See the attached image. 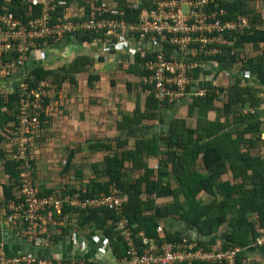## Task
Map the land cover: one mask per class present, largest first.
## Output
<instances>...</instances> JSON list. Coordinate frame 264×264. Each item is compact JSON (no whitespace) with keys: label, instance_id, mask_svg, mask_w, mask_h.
<instances>
[{"label":"trees","instance_id":"trees-1","mask_svg":"<svg viewBox=\"0 0 264 264\" xmlns=\"http://www.w3.org/2000/svg\"><path fill=\"white\" fill-rule=\"evenodd\" d=\"M58 1L60 3L55 19L64 12H71L69 6L76 3L81 16L79 20H87L93 15L97 16L103 0ZM213 1L225 10V14L219 17L221 20L246 17L251 24L249 30L236 33L235 55L220 56L219 64L224 66H219L232 68L237 60L241 61L239 71H249L257 84L231 87L223 85L207 92L204 97H194L185 105L184 113L179 112L171 120L168 134L162 137L140 136L139 131L150 127L148 122L162 120V107L153 96L137 90L139 78L144 72L140 66L129 64L125 58V73L130 79L135 77L136 80L130 82L127 79L126 89L137 96L145 95L144 108L140 110L137 107L132 114H121L115 128L127 137L119 140L114 147L100 139L88 142L90 149L104 152L102 161L95 162L90 167L95 177L102 176L104 179L99 182L90 179L89 186L84 184L81 187L84 196L106 192L111 184L118 188L124 197V215L134 225L135 234L142 232L145 237L158 238L155 231L158 224L179 220L197 231L200 237L194 239L201 246L215 243V235L224 227L222 247L228 248L246 245L254 235L253 224L249 220L252 213H257L261 224H264V121L260 119L264 115L260 108L264 102V96L260 95L264 88V30L256 28L258 21L264 23L260 5L264 6V0ZM117 2L119 7L124 4L122 10L126 15L136 14L128 0ZM148 4L149 1L143 2L144 6ZM259 5L261 8H258ZM4 8L23 22L40 13L35 9L30 14L21 0L4 2ZM67 8L69 9L66 10ZM106 16L109 17L108 14H103V17ZM87 35L90 34L77 36H83L87 40L93 38L92 35ZM248 46L257 49L255 55L248 53ZM90 65L92 61L89 58L79 57L70 68L64 67L59 72L36 69L33 71L34 80L28 79L27 82L32 86L38 79H49L57 85L64 77L77 85L75 74L79 73L87 85L93 86L98 79L88 74ZM197 72L195 70L194 74ZM111 85L113 86L112 80ZM17 93L18 91L11 98L1 94L0 102L4 101V97H9L7 101L15 105ZM222 94L224 98L221 100ZM246 106L253 109V112L244 113ZM210 112L214 113V119L209 118ZM9 118L11 117L4 111H0L2 132L5 131ZM1 139L3 138L0 136ZM0 159L15 186L18 181V163L5 160L2 151ZM153 160L157 161L156 167L150 164ZM73 173L75 176H82L79 170H74ZM225 174L231 177L234 184H230L228 179L223 182L222 176ZM12 189H6V198L11 196ZM218 193L221 199H218ZM202 194L212 196V199L203 202ZM78 215L80 225L92 224V230L99 231L109 241L113 253L120 251L124 256V244L114 229L116 215L112 210L92 209L80 211ZM165 236L172 240L183 237L166 231ZM244 260L245 257L240 254L236 264H244Z\"/></svg>","mask_w":264,"mask_h":264},{"label":"built area","instance_id":"built-area-1","mask_svg":"<svg viewBox=\"0 0 264 264\" xmlns=\"http://www.w3.org/2000/svg\"><path fill=\"white\" fill-rule=\"evenodd\" d=\"M9 1L0 0V76H12L28 59L65 35L94 34L108 41L116 39L127 43V62L140 66L144 72L137 90L153 96L160 107L204 97L207 90L197 84L194 71L220 65V56L235 55L234 36L251 28L246 17L221 20L219 17L225 10L213 0H144L149 1L148 6L140 0L134 4L136 14L130 16L115 0L102 1L97 16L87 20H79L78 11L64 12L55 19L58 0H21L30 14L35 9L40 12L26 22L7 12L4 2ZM167 47L178 55L169 54ZM55 89L56 84L49 79L37 80L32 86L24 80L17 86V141L12 158L21 163L22 171L11 197L3 206V218L24 242L31 247L49 248L69 223L68 212L78 214L106 208L116 215L114 229L124 244L125 252L119 264H236L244 249L239 245L228 248L215 244L201 246L186 236L167 239L162 223L155 228L158 238L145 237L142 232L135 234L134 225L124 215V197L113 184L106 192L92 196H84L80 188L64 186L40 195L32 182L33 166L28 148L33 133L40 127L46 102ZM249 111L252 113L253 109ZM253 231L248 246H264V224L257 216L253 218ZM101 244L105 248L109 241L103 238ZM0 264L55 262L49 257H37L32 250L7 257L0 249ZM59 264L97 263L71 256Z\"/></svg>","mask_w":264,"mask_h":264},{"label":"crops","instance_id":"crops-1","mask_svg":"<svg viewBox=\"0 0 264 264\" xmlns=\"http://www.w3.org/2000/svg\"><path fill=\"white\" fill-rule=\"evenodd\" d=\"M112 1L114 2V0ZM115 1L117 3V0ZM128 2L132 4V10H136L134 8L136 0H128ZM123 6L124 4L119 8L122 10ZM69 7L72 12L79 10L76 3ZM260 24L264 23H257L256 28L264 30V28L259 27ZM77 35L81 34L63 36L55 44L44 48L28 59V62L12 76L6 78L0 76V95H7L11 98L17 92V86L21 81L34 80L33 71L36 69L59 72L64 67L70 68L73 61L79 57L89 58L92 61V65L88 67V74L96 76L98 81H95L93 86H89L85 79L76 73L77 85H74L62 77L45 105L39 129L33 133L28 150L33 166L32 182L40 195H47L61 186L83 190L81 186L84 184L89 186L90 179H96L97 182L104 179L102 176L95 177L90 168L91 164L102 161L104 152L90 149L88 142L93 139H100V141L114 147L119 140L127 137L115 128L116 121L121 114H132L137 107L140 110L144 108L145 95L137 96L126 89L127 79L130 82L136 81L135 77L130 79L125 73L127 67L123 60L127 59V43L116 39L108 41L93 34H90L93 38L88 40ZM166 51L169 54L178 55L170 47H167ZM210 72L212 74H208V78L205 74L206 71L203 70H198L195 75L197 84L203 86L207 92L215 90L218 86H223V83L228 79L227 73L232 74V78H235L238 86L257 84L249 71H239L235 67H219L211 69ZM8 98L4 97V101L0 102V111H4L11 117L7 123L5 122V131L0 130V136L3 138L0 140V151L3 152L5 160L18 163L19 179L22 166L19 161L12 158L17 141V103L14 105L13 102L7 101ZM188 102L162 107V120L148 122L150 127L139 131V135L162 137L168 134L171 120L177 117L175 115L178 114L179 108ZM260 108L263 114L264 109ZM209 118L214 119L213 112H210ZM260 119L264 121V115ZM70 153L73 154V158L68 170H65V162ZM150 164L156 167L157 161L153 160ZM74 170H79L82 176L79 175L80 178L75 176ZM222 178L223 182L228 179L230 184H234V181L227 174L223 175ZM13 182L14 180L5 172L0 159V249L5 256L11 257L32 250L37 257H49L55 264H59L60 261L71 256L78 260L97 264H119L118 261L123 253L121 254L120 251L113 253V248L109 244L102 248L101 241L105 236L99 231L94 232L90 226L92 224L80 225L79 215L75 212L67 213L69 223L64 227L61 234L56 236L49 248L31 247L24 242L3 218L5 212L3 206L11 197L6 198V189H12ZM171 186L174 187L173 182H171ZM201 196L203 202L212 199V196L204 197L203 194ZM220 196L218 193V199H221ZM254 216L259 219L257 213H252L249 218L252 224ZM163 226L166 232L175 236H188L193 239L200 237L193 227L179 220H168ZM223 231L224 227L215 235L216 241L213 244L219 247H222ZM71 235L73 238H70ZM250 240L242 246L244 249L240 253L245 257L244 264H264V246L250 247L248 246Z\"/></svg>","mask_w":264,"mask_h":264},{"label":"rangeland","instance_id":"rangeland-1","mask_svg":"<svg viewBox=\"0 0 264 264\" xmlns=\"http://www.w3.org/2000/svg\"><path fill=\"white\" fill-rule=\"evenodd\" d=\"M136 2L137 3H139L140 2V0H136ZM141 2H144V0H142ZM262 6V8H261V6ZM260 5H259V7L258 8H261V11L264 13V6L260 3ZM249 19V18H248ZM259 22V21H258ZM257 22V23H258ZM256 23V22H255ZM259 27H262V28H264V24H260L259 25ZM256 50L257 49H254V48H252V46H248L247 47V51H248V53L250 54V55H255L256 54ZM258 53V52H257ZM225 56H228V55H225ZM238 61V60H237ZM236 61V63H235V68L236 69H238V68H240V64H241V61H239V62H237ZM220 65H222V64H220ZM222 66H224V65H222ZM220 66L218 65V66H216L215 68H219ZM221 68V67H220ZM212 68H207V71H206V77L208 78V74H212V72H210V70H211ZM214 69V68H213ZM121 72H122V70H120ZM120 72V73H121ZM227 75V81L225 82V83H223L225 86H227V87H231V86H233V85H238V83H236V80H235V78H232V74L231 73H227L226 74ZM122 81H123V79H122ZM219 87V86H218ZM263 89V92H261L260 93V95H261V97L262 96H264V88H262ZM222 98H224V95L222 94L221 95V100H222ZM185 106H181L180 108H179V110H178V113L179 112H181V113H184V111H185V108H184ZM261 107L264 109V102H263V104L261 105ZM243 112L244 113H247V112H250L249 111V108H247V106L246 107H244V110H243ZM220 113V112H219ZM175 116H177V114L175 115ZM216 116V115H215ZM232 128V127H231ZM262 138L264 139V134L262 135ZM207 195H204V197H206ZM208 199V198H207Z\"/></svg>","mask_w":264,"mask_h":264},{"label":"water","instance_id":"water-1","mask_svg":"<svg viewBox=\"0 0 264 264\" xmlns=\"http://www.w3.org/2000/svg\"><path fill=\"white\" fill-rule=\"evenodd\" d=\"M73 158V154H69V156L67 157V160L65 162V170H68L69 166H70V163H71V160Z\"/></svg>","mask_w":264,"mask_h":264}]
</instances>
